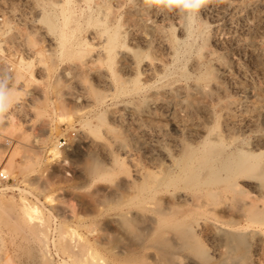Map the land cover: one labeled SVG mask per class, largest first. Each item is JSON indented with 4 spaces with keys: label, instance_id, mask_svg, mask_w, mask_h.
I'll list each match as a JSON object with an SVG mask.
<instances>
[{
    "label": "rangeland",
    "instance_id": "1",
    "mask_svg": "<svg viewBox=\"0 0 264 264\" xmlns=\"http://www.w3.org/2000/svg\"><path fill=\"white\" fill-rule=\"evenodd\" d=\"M64 6L72 17L65 25L68 37L53 35V40L41 17L52 13L62 20ZM186 21L189 28L183 25ZM107 25L120 33L110 55L103 34ZM171 33L181 42L175 55L158 44H170ZM154 61L163 62L167 74L149 70ZM207 62L215 65L220 80V90L214 89L207 101L214 100L218 109L228 98L236 103L228 129L224 114L220 128L263 153L259 159L264 173V3L205 0L188 12L169 7L165 0H0V172L9 178L0 179V264H47L40 258L41 248L54 264H82L89 244L98 248L99 243H105L99 247L103 250L106 244L113 246L115 254L136 253L135 263L129 264L155 261L156 249L146 244L144 220L136 219L123 230L110 220V207L104 209L115 206L112 189L120 187L126 197L136 192L127 183L128 174L135 179L138 168L147 176L166 161L163 150L171 151L191 135L185 131L187 123L214 124L202 109L190 110L182 102L195 79L180 80V72L189 69L197 75ZM106 77L120 79L132 91L118 96ZM176 83L185 86L164 93ZM89 123L101 127L100 139L109 141L119 157L112 177L92 179L85 172L93 156L113 167L106 151L90 142ZM55 143L60 155L51 151ZM242 188L243 199L264 200V192L252 185ZM102 196H109L104 197L106 204ZM30 205L38 206V212H26ZM99 209L104 213L96 219ZM219 214L224 220L235 216ZM201 237L210 253L222 250L205 232ZM253 241L248 264H264V235ZM24 245L38 255L28 257ZM114 253L98 251L96 257L103 264H126ZM183 258L180 264H195V258Z\"/></svg>",
    "mask_w": 264,
    "mask_h": 264
},
{
    "label": "bare ground",
    "instance_id": "2",
    "mask_svg": "<svg viewBox=\"0 0 264 264\" xmlns=\"http://www.w3.org/2000/svg\"><path fill=\"white\" fill-rule=\"evenodd\" d=\"M257 1L264 3V0ZM67 3L65 0V4ZM61 12L60 14H63V21L58 20L52 13H43L41 17L46 24L44 27H47V33H45L53 40L55 37L53 35H56L58 38H55L59 40H65L68 37L65 25L72 18L69 14L71 12L69 11L68 14H65V6L62 7ZM59 21L62 22L60 23ZM186 22L183 25H188L189 28L190 21L187 24ZM146 27L148 26L146 25ZM103 32L108 41L107 53L110 55L117 40H119L120 33L109 25L103 28ZM171 34V43L166 40L170 44L163 43L161 42L162 40L158 44L160 46L166 45L170 49V52H172L171 54L174 53L175 55L177 54V46L181 42L175 36V33ZM145 41L150 43V40H147V38ZM135 52L137 53L138 51ZM197 59L201 60L202 58ZM199 60L194 65L199 64ZM207 63V66L204 63L206 67L203 66L204 69L199 73L197 72V75H193L194 73L192 74L191 71H188L189 69H183L180 72L181 78L180 76L178 78L180 80L185 78L184 81L186 79H195V81L191 80L194 82H192L193 84L189 83V89L182 102L190 110L202 109L207 118L213 119L214 124L210 125L206 121L187 123L185 131L193 136L190 135L180 139L179 143L171 151L163 150L162 153L166 161L161 162L156 170L149 172L147 176H144L143 171L138 168L135 169V179L130 178L128 174L127 183L129 187L135 188L136 192H130L126 197L121 192L123 189L120 191V187L114 188L110 186L114 188L110 193H112L111 198L114 197L113 199L116 200H114L115 203L112 201L115 206L107 203L109 206L107 205L106 209L103 208L107 212V209L110 207L111 213L114 214H112V219L110 218V220H113L114 224L120 225L123 230L124 228L127 230L129 226L134 224L130 225V222L136 219L141 218L144 220L142 222H145V225H147L146 229L149 231L146 230L148 232V235L146 234V238H148L146 244H150L156 249L155 252H157L154 254L152 251L153 257L156 255L153 262H151L152 259L148 256L151 259L149 263L147 261L148 264H180L182 257L185 259L195 258V264H248L253 254L251 253L253 238L264 235V200L259 203L254 199H243L245 193L242 188L243 184H250L261 194L264 192V173L259 159L263 153L250 149L244 142L241 143L234 134L232 135L230 132L226 133L225 131L227 130L220 128L222 126H220V118L224 114V125L228 129L232 119V107L236 103L228 98L223 104L218 103L219 105H223L221 106L223 109H218L217 105L212 104L214 100L210 103L207 101V98L214 96L213 90L217 89L216 87L219 86L218 81H220L218 80L215 65ZM220 65H218L219 70L223 69ZM152 69H155L158 73L162 71L164 75L167 71L166 65L161 61L150 63L149 70ZM159 77L162 80L164 76L161 74ZM106 79L111 83L118 96L128 95L132 91L120 79L114 80L111 77H106ZM138 83L139 81L137 80L135 84ZM184 86L183 83H176L167 87L164 93L174 94L179 92ZM217 100L219 99L217 98ZM21 103L18 102V105ZM148 103L149 105L151 104V102ZM127 107L126 105L125 108ZM221 110H224V113ZM102 119L104 120V117L102 118L101 116L100 120ZM87 125V130H89L87 133L93 139L89 138L90 142H96L97 145L106 151L113 162V167L107 166L98 157L93 156L90 158V161L88 160L85 172L92 179L112 177L119 166V157L112 149V144L109 141L100 139L101 127L99 125H91L90 123ZM51 151L53 155L61 154L57 143H55ZM104 197L102 196L103 200H106V204L107 199H104ZM105 198H109V196ZM230 201L231 203H229ZM108 202H111L110 199ZM111 206L112 208L115 207L116 211L111 210ZM37 208L38 206L36 207V205H30L29 210H26V212L30 214L37 213ZM100 209L94 211V218L98 219V217L103 216L104 211L102 212L103 209ZM219 210L225 213H233L236 218L232 216L230 219L224 220L222 219V215L219 214ZM110 211L107 214H111ZM237 218L242 219L244 223L239 222ZM202 232H205L208 238L210 237L216 248H222V250H218L219 252L217 253H210L206 249L204 240L201 237ZM142 235H145V233ZM141 239H143V236ZM93 242L95 244V240ZM103 244L105 243H99L100 246H103ZM147 245L145 246L146 248ZM106 246L104 245L105 248L102 247L104 248L103 250L99 249L98 246V248H94L89 244L87 248L85 247L86 252L82 264H103L101 257H96L97 252L106 251L110 254L114 253L113 246ZM26 248L27 250L25 249L24 253L34 259L36 255L34 249L30 250L29 247ZM93 249L97 250L94 251ZM44 251V249H40V258H45L47 264H54L46 258L47 253L45 254ZM135 254L130 251H122L117 252L115 256L117 255L120 261L127 264L137 258ZM139 262L141 263L140 260Z\"/></svg>",
    "mask_w": 264,
    "mask_h": 264
},
{
    "label": "clouds",
    "instance_id": "3",
    "mask_svg": "<svg viewBox=\"0 0 264 264\" xmlns=\"http://www.w3.org/2000/svg\"><path fill=\"white\" fill-rule=\"evenodd\" d=\"M169 7L176 6L185 11L192 12L198 10L205 0H165Z\"/></svg>",
    "mask_w": 264,
    "mask_h": 264
},
{
    "label": "built area",
    "instance_id": "4",
    "mask_svg": "<svg viewBox=\"0 0 264 264\" xmlns=\"http://www.w3.org/2000/svg\"><path fill=\"white\" fill-rule=\"evenodd\" d=\"M0 179L4 182L9 180L7 174H5L4 172H0Z\"/></svg>",
    "mask_w": 264,
    "mask_h": 264
}]
</instances>
